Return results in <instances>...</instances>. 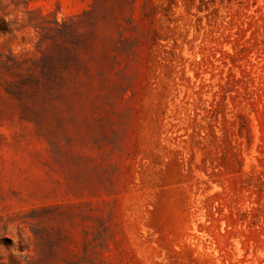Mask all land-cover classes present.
I'll use <instances>...</instances> for the list:
<instances>
[{
  "label": "rangeland",
  "instance_id": "obj_1",
  "mask_svg": "<svg viewBox=\"0 0 264 264\" xmlns=\"http://www.w3.org/2000/svg\"><path fill=\"white\" fill-rule=\"evenodd\" d=\"M0 264H264V0H0Z\"/></svg>",
  "mask_w": 264,
  "mask_h": 264
}]
</instances>
